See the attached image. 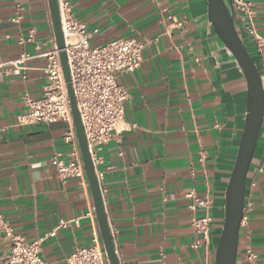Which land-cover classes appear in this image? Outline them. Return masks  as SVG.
<instances>
[{
  "label": "crops",
  "instance_id": "obj_1",
  "mask_svg": "<svg viewBox=\"0 0 264 264\" xmlns=\"http://www.w3.org/2000/svg\"><path fill=\"white\" fill-rule=\"evenodd\" d=\"M20 1L21 19L14 22L13 0H0V215L26 242L43 240L48 264H67L75 248L102 243L86 177L63 181L51 164L55 154L68 161L66 124L16 122L28 110L25 99L43 95L46 60L37 54L54 40L47 0ZM66 1L93 47L131 38L145 45L141 66L118 76L129 99L96 166L119 264H214L247 86L213 32L206 0ZM249 1L264 37V0ZM238 34L259 67L246 36ZM23 55L32 59L13 68ZM263 161L261 136L247 175L236 264H248L249 251L264 264ZM190 193L211 204L207 240L191 227L192 217L205 211L189 209ZM9 248L0 232V260Z\"/></svg>",
  "mask_w": 264,
  "mask_h": 264
},
{
  "label": "built area",
  "instance_id": "obj_2",
  "mask_svg": "<svg viewBox=\"0 0 264 264\" xmlns=\"http://www.w3.org/2000/svg\"><path fill=\"white\" fill-rule=\"evenodd\" d=\"M235 14L236 28L246 36L247 43L252 47L259 62L258 70L264 89V37L259 35L256 26V13L249 0H230ZM61 27L64 37L65 53L70 72V82L84 129L85 138L98 182L101 174L96 172L100 163L98 153L104 146L115 139L118 128L124 119V105L129 99L128 91L118 84V76L135 72L142 63L145 45L135 39H118L105 45L93 47L90 44L91 33L77 21L66 0H57ZM16 17L21 19V1L13 0ZM50 49L41 51L37 56L46 60L44 75L46 84L41 98H26L28 110L17 116L19 126L34 124L51 125L56 122L66 124L63 142L70 148L68 161H63L60 154H55L51 164L56 168L58 177L85 180V171L73 124L72 111L63 77L59 51L52 40ZM32 59L23 55L11 63L13 68H20ZM264 139V133L262 134ZM258 172L264 174V161ZM191 200L189 209L195 212L198 208L205 211L201 218L191 219L194 232L207 240L212 224L210 215L211 204L207 199H200L188 194ZM246 221L242 215L240 226ZM62 228L65 224L61 225ZM0 232L10 240L9 253L0 260V264H48L41 257L42 239L26 242L15 235L8 222L0 215ZM111 232V231H110ZM51 235H54L53 233ZM112 237V233H111ZM248 264H258L257 256L248 252ZM67 264H106L107 259L103 247L98 242L87 248H75L67 257Z\"/></svg>",
  "mask_w": 264,
  "mask_h": 264
},
{
  "label": "water",
  "instance_id": "obj_3",
  "mask_svg": "<svg viewBox=\"0 0 264 264\" xmlns=\"http://www.w3.org/2000/svg\"><path fill=\"white\" fill-rule=\"evenodd\" d=\"M207 19L217 38L235 59L246 81L244 127L233 169L224 197V220L215 248L214 264H236L240 222L245 203L249 168L258 140L264 133V89L260 72L245 48L236 28L235 14L230 0H206ZM54 40L66 82L73 124L80 149L85 176L89 185L103 250L108 264H119L105 213L100 184L92 164L84 129L74 98L70 72L65 53L57 0H47Z\"/></svg>",
  "mask_w": 264,
  "mask_h": 264
},
{
  "label": "trees",
  "instance_id": "obj_4",
  "mask_svg": "<svg viewBox=\"0 0 264 264\" xmlns=\"http://www.w3.org/2000/svg\"><path fill=\"white\" fill-rule=\"evenodd\" d=\"M252 58V57H251ZM252 60H253V58H252ZM254 61V60H253Z\"/></svg>",
  "mask_w": 264,
  "mask_h": 264
}]
</instances>
